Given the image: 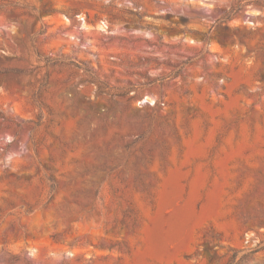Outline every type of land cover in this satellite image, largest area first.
I'll list each match as a JSON object with an SVG mask.
<instances>
[{
	"label": "rangeland",
	"instance_id": "rangeland-1",
	"mask_svg": "<svg viewBox=\"0 0 264 264\" xmlns=\"http://www.w3.org/2000/svg\"><path fill=\"white\" fill-rule=\"evenodd\" d=\"M236 1L0 0V264H264V0Z\"/></svg>",
	"mask_w": 264,
	"mask_h": 264
},
{
	"label": "trees",
	"instance_id": "trees-1",
	"mask_svg": "<svg viewBox=\"0 0 264 264\" xmlns=\"http://www.w3.org/2000/svg\"><path fill=\"white\" fill-rule=\"evenodd\" d=\"M249 2H252V1H249V0H237V1H236V4H235V7H234V10H239V9L243 6V4H245V3H249ZM251 4H252V3H251ZM254 4H256V3H254ZM257 4H258V3H257ZM235 16H236V15H226L225 17H223L222 19H220V20H218V21L216 22V25H217L216 27H219L220 25L225 24L226 21H230V20H232ZM214 27H215V26H213V27L209 30V32L205 35V37H204V41H207V40L213 35V29H214ZM232 38H233V37H231L230 39L225 38V39L222 40V42H223V43L230 42V41H232ZM9 74H19V72H18V71H5V72H0V76H7V75H9Z\"/></svg>",
	"mask_w": 264,
	"mask_h": 264
}]
</instances>
